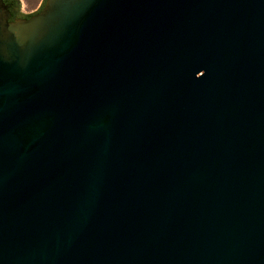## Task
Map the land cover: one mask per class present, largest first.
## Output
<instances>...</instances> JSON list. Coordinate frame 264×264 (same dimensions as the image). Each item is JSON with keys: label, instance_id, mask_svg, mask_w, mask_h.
<instances>
[{"label": "water", "instance_id": "water-1", "mask_svg": "<svg viewBox=\"0 0 264 264\" xmlns=\"http://www.w3.org/2000/svg\"><path fill=\"white\" fill-rule=\"evenodd\" d=\"M35 11L0 0V264H264V0Z\"/></svg>", "mask_w": 264, "mask_h": 264}, {"label": "crops", "instance_id": "crops-1", "mask_svg": "<svg viewBox=\"0 0 264 264\" xmlns=\"http://www.w3.org/2000/svg\"><path fill=\"white\" fill-rule=\"evenodd\" d=\"M19 1V12L28 14L35 11L42 0H18Z\"/></svg>", "mask_w": 264, "mask_h": 264}, {"label": "trees", "instance_id": "trees-1", "mask_svg": "<svg viewBox=\"0 0 264 264\" xmlns=\"http://www.w3.org/2000/svg\"><path fill=\"white\" fill-rule=\"evenodd\" d=\"M6 4L9 5V8L12 10L14 15H19L20 13L18 12V2L17 0H3ZM12 6L14 9H12ZM39 10V9H38ZM37 10V11H38ZM21 15V14H20ZM22 17H27V16H22Z\"/></svg>", "mask_w": 264, "mask_h": 264}, {"label": "flooded vegetation", "instance_id": "flooded-vegetation-1", "mask_svg": "<svg viewBox=\"0 0 264 264\" xmlns=\"http://www.w3.org/2000/svg\"><path fill=\"white\" fill-rule=\"evenodd\" d=\"M4 3H5V2H4ZM7 5H8V4H7ZM8 9L10 10V13H11V16H10L9 19H14V18H16V17H22V16H29V15L33 14V13H30V14H26V15H22V14H21V15H20V14H19V15H14L13 12H12V10L9 8V5H8ZM12 9H14L13 6H12ZM35 12H36V11H35ZM35 12H34V13H35Z\"/></svg>", "mask_w": 264, "mask_h": 264}]
</instances>
